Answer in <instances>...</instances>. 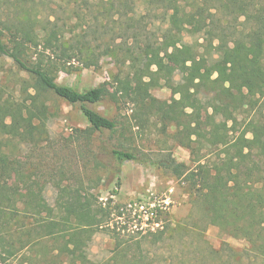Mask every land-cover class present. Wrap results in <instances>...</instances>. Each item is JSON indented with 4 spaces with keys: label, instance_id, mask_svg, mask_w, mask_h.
Returning <instances> with one entry per match:
<instances>
[{
    "label": "trees",
    "instance_id": "16d2710c",
    "mask_svg": "<svg viewBox=\"0 0 264 264\" xmlns=\"http://www.w3.org/2000/svg\"><path fill=\"white\" fill-rule=\"evenodd\" d=\"M80 1L66 2L69 14L59 23L31 11L35 0H0V58L24 73L34 92L29 104L0 103V264H172L162 258L152 261L140 247L164 243L169 231L201 238L205 226L245 243L239 251L226 244L207 247L213 263L225 254L227 264H264V0H107V8L105 0H98L97 8L110 10L116 2L131 13L130 25L122 29L126 32L135 30L137 1L162 9L167 17L158 45H107L101 54L84 34ZM14 6L23 12L8 13ZM183 32L199 36L200 49L182 44ZM108 54L129 63V73L116 82L128 92L134 126L143 129L154 120L162 130L173 129L172 140L188 150L190 165L177 162L171 152L144 153L127 137L130 127L94 111L91 106L107 94L105 84L77 91L55 82V74L73 68L72 63L95 68ZM168 64L177 70V81ZM160 82L171 92L169 101L151 94ZM46 94L79 110L88 124L79 132L108 137L105 150L116 165H151L179 179L190 195L188 216L161 224V229L131 231L138 239L117 232L109 257L91 261L93 236L109 231L110 221L121 212H113L84 187H54V203L49 205L37 183L24 191L6 185L15 169L6 151L15 137L30 134L29 129L41 133L42 124L33 122L39 120L38 108L46 111L41 100ZM17 218L31 219L29 227L16 226Z\"/></svg>",
    "mask_w": 264,
    "mask_h": 264
},
{
    "label": "rangeland",
    "instance_id": "374dc122",
    "mask_svg": "<svg viewBox=\"0 0 264 264\" xmlns=\"http://www.w3.org/2000/svg\"><path fill=\"white\" fill-rule=\"evenodd\" d=\"M66 2L68 0H35L34 6L30 5L33 9H30L38 12L42 19L48 16L61 23L69 14ZM106 2L108 1L103 3L107 8ZM97 4L100 1L82 0L77 5L83 19L81 26L84 34L91 45L96 47V54L103 53L107 45L112 48L121 45L122 49L143 47L146 44L158 45L167 28L164 11L149 9L144 1L136 2L135 23L132 24L135 30L128 32L122 29L130 25V12L120 8L116 2L110 10L97 8ZM7 12L14 15L23 11L14 6ZM181 38V43L193 50L199 48L198 45L202 42L199 36H192L188 32H183ZM72 67L58 71L55 82L77 91L105 84L107 94L100 103L91 106L94 111L106 118L123 122L127 128L130 127L127 137L132 136L136 146L144 153L155 156L171 152L177 162L190 165L188 150L172 140L173 129L162 130L161 125L153 122L154 120H150L151 123L143 129L134 126L135 112L128 92L122 90L116 82V78L123 81L129 73L127 61L123 63L122 57L108 54L100 57L95 68H81L76 62L72 63ZM169 67L172 78L177 81V70L171 64L167 65L168 69ZM33 94L27 76L20 73L10 60L0 58V103L10 101L29 104V97ZM151 94L161 101H169L171 98V92L164 86V82L153 88ZM41 100L46 105V111L39 112L38 108L36 114L39 120L35 119L33 122L36 127L42 124L41 133L29 129L30 134L24 133L23 137H15L13 145L6 151L14 161L15 168L6 185H13L19 191H24L33 182L37 183L35 187H43V196L49 205L54 203V187H84L88 193L97 195L104 203L107 202L113 212H121L119 218L115 217L110 221L109 231L93 236L88 246L91 261L101 262L109 257L113 236L117 232L125 238V234H130L138 239L139 234L133 235L131 231L161 229V224H175L188 216L191 210L190 195L179 179L151 165L132 161L116 165L110 161L105 150L108 137L105 139L103 135L97 134L87 137L79 132L87 129L88 124L76 107L69 106L49 94ZM9 122L7 119L6 123ZM22 216L23 214L20 215ZM195 218L197 220L198 216ZM156 219L159 220L158 224L153 223ZM16 221V226L22 225L24 229L31 223V219L27 218H17ZM167 237L164 243L144 245L140 247V251L156 262L162 258L172 264H227L225 254L220 260L214 259L213 263V257L206 255L207 247L219 249L222 244H226L239 251L245 246L242 240L223 235L215 226H205L201 238L193 232L184 234L179 231H169ZM247 263L259 264L256 261Z\"/></svg>",
    "mask_w": 264,
    "mask_h": 264
}]
</instances>
